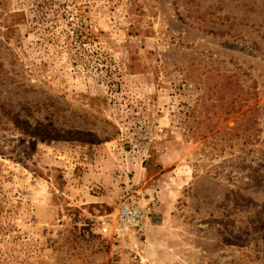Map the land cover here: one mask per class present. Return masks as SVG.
<instances>
[{
    "label": "rangeland",
    "instance_id": "374dc122",
    "mask_svg": "<svg viewBox=\"0 0 264 264\" xmlns=\"http://www.w3.org/2000/svg\"><path fill=\"white\" fill-rule=\"evenodd\" d=\"M0 264H264V0H0Z\"/></svg>",
    "mask_w": 264,
    "mask_h": 264
},
{
    "label": "built area",
    "instance_id": "2783aa9c",
    "mask_svg": "<svg viewBox=\"0 0 264 264\" xmlns=\"http://www.w3.org/2000/svg\"><path fill=\"white\" fill-rule=\"evenodd\" d=\"M150 207L142 202L140 194L133 189L125 191L119 199L116 210V220L119 229L145 231Z\"/></svg>",
    "mask_w": 264,
    "mask_h": 264
}]
</instances>
